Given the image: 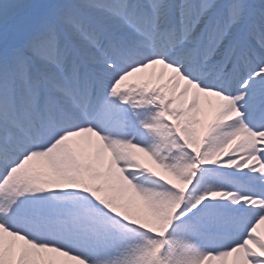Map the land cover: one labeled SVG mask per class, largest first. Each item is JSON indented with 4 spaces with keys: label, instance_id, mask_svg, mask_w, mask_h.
Here are the masks:
<instances>
[{
    "label": "snow or ice",
    "instance_id": "6c2138e0",
    "mask_svg": "<svg viewBox=\"0 0 264 264\" xmlns=\"http://www.w3.org/2000/svg\"><path fill=\"white\" fill-rule=\"evenodd\" d=\"M0 264H264V0H0Z\"/></svg>",
    "mask_w": 264,
    "mask_h": 264
}]
</instances>
